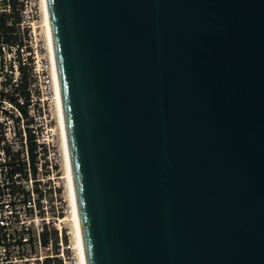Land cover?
<instances>
[{
    "label": "water",
    "instance_id": "95a60500",
    "mask_svg": "<svg viewBox=\"0 0 264 264\" xmlns=\"http://www.w3.org/2000/svg\"><path fill=\"white\" fill-rule=\"evenodd\" d=\"M89 264H264V0H48Z\"/></svg>",
    "mask_w": 264,
    "mask_h": 264
},
{
    "label": "built area",
    "instance_id": "2783aa9c",
    "mask_svg": "<svg viewBox=\"0 0 264 264\" xmlns=\"http://www.w3.org/2000/svg\"><path fill=\"white\" fill-rule=\"evenodd\" d=\"M22 13L25 19L24 8ZM25 44L9 46L0 42V264H50V257H65L63 248L55 251L52 230L56 219H63L60 213L64 208H58L57 185L50 181L51 174L42 175V162L38 159L43 142L49 140L40 141L39 129L33 120L37 114L32 82L34 76H40V68L32 65L29 98L17 92L18 102H15L3 95V91H10L21 81L19 48L23 62L27 65L31 62L30 56L23 55ZM8 54L13 56L11 61L6 60ZM22 105L27 106V113ZM30 133L35 143L36 169ZM57 227L63 247V229L60 225ZM46 232L47 242L44 240Z\"/></svg>",
    "mask_w": 264,
    "mask_h": 264
},
{
    "label": "rangeland",
    "instance_id": "374dc122",
    "mask_svg": "<svg viewBox=\"0 0 264 264\" xmlns=\"http://www.w3.org/2000/svg\"><path fill=\"white\" fill-rule=\"evenodd\" d=\"M25 3L24 14L25 19L20 25V32L23 36L24 46L23 55H28L31 62L28 64L30 76H32V65L40 68V76L33 78V98L35 102L36 117H32L39 129L40 141L48 138L43 142L39 162H42V175L47 177L51 174L50 181L57 185L58 188V208H64L61 211L62 220L56 219V226H52V230H58L57 240L54 233L55 251H65V257L61 258L63 264H80L79 253L76 247V238L73 224L69 219L70 215V198L68 191L67 179L65 177V163L63 154V144L61 128L59 123L58 105L55 97V89L53 85V73L50 58V48L48 43V33L46 26V17L44 11L43 0H22ZM11 54L7 55L6 60L11 61ZM31 117V116H30ZM51 164L54 165L52 168ZM54 207L56 208V204ZM60 225L63 229L64 246L59 242L61 238ZM60 247V248H59Z\"/></svg>",
    "mask_w": 264,
    "mask_h": 264
},
{
    "label": "bare ground",
    "instance_id": "6f19581e",
    "mask_svg": "<svg viewBox=\"0 0 264 264\" xmlns=\"http://www.w3.org/2000/svg\"><path fill=\"white\" fill-rule=\"evenodd\" d=\"M43 2H44V11L46 17L47 33H48V43L50 48L51 66L53 73V85H54L53 87L55 89V97L58 105L59 123L61 128V135H62L63 154H64V163H65L64 165L66 169L65 177L67 179L70 205H71L70 215L68 220L72 221L73 228L75 231V238H76L75 243L79 253V263L89 264L87 251H86V243L84 238L81 212H80L78 191H77L76 179L74 173V165L72 161V153L70 147L64 97H63L62 84L60 79L58 60L56 55V48L54 43L52 23L50 19L48 0H43Z\"/></svg>",
    "mask_w": 264,
    "mask_h": 264
},
{
    "label": "trees",
    "instance_id": "16d2710c",
    "mask_svg": "<svg viewBox=\"0 0 264 264\" xmlns=\"http://www.w3.org/2000/svg\"><path fill=\"white\" fill-rule=\"evenodd\" d=\"M25 3L22 0H0V42L7 43L9 46L20 44L22 46L25 42L20 32V25L24 20L22 9ZM20 68L22 72V78L19 85H13L10 91H3V95L9 96L13 101L18 102V95H24L26 98L30 97V91L28 90L29 82L31 81L30 71L27 63H24L21 56V50L19 48ZM23 110L27 113V106L22 105ZM33 134L30 133L31 139V152L34 167L36 169L35 161L36 154L34 152L35 143L33 141ZM57 240L58 230H54ZM45 242L48 241L47 232L44 234ZM50 264L54 261L55 264H63V261L58 257L48 258Z\"/></svg>",
    "mask_w": 264,
    "mask_h": 264
}]
</instances>
